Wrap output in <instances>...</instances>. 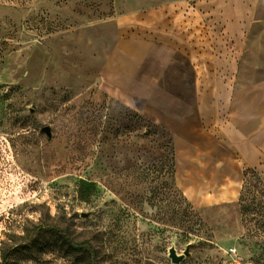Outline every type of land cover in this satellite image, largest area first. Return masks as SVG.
<instances>
[{"label":"rangeland","instance_id":"374dc122","mask_svg":"<svg viewBox=\"0 0 264 264\" xmlns=\"http://www.w3.org/2000/svg\"><path fill=\"white\" fill-rule=\"evenodd\" d=\"M199 1L0 0V264H264V170L210 179L102 87L135 16Z\"/></svg>","mask_w":264,"mask_h":264},{"label":"crops","instance_id":"0c3cea01","mask_svg":"<svg viewBox=\"0 0 264 264\" xmlns=\"http://www.w3.org/2000/svg\"><path fill=\"white\" fill-rule=\"evenodd\" d=\"M199 5L135 16L140 30L118 39L102 87L171 133L180 161L239 182L264 170V0Z\"/></svg>","mask_w":264,"mask_h":264},{"label":"water","instance_id":"95a60500","mask_svg":"<svg viewBox=\"0 0 264 264\" xmlns=\"http://www.w3.org/2000/svg\"><path fill=\"white\" fill-rule=\"evenodd\" d=\"M43 132L48 136L50 137L51 135V132H50V129L49 128H44L43 129ZM170 258L172 260L173 263H178L180 262V260L182 259V257H177L176 254H175V251L173 249L170 250Z\"/></svg>","mask_w":264,"mask_h":264},{"label":"trees","instance_id":"16d2710c","mask_svg":"<svg viewBox=\"0 0 264 264\" xmlns=\"http://www.w3.org/2000/svg\"><path fill=\"white\" fill-rule=\"evenodd\" d=\"M68 244H69V246H70L71 248H73V249H75V250H77V249L79 248V246H80V245L75 244L74 242H70V241H68ZM5 256H6V254H5Z\"/></svg>","mask_w":264,"mask_h":264}]
</instances>
